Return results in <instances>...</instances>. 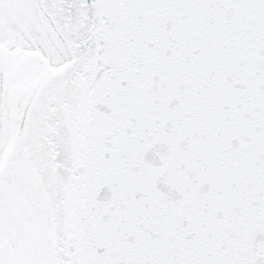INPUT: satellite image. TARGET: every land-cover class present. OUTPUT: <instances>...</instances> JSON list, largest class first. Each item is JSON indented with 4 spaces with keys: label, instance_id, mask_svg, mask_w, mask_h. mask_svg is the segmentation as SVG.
<instances>
[{
    "label": "snow or ice",
    "instance_id": "6c2138e0",
    "mask_svg": "<svg viewBox=\"0 0 264 264\" xmlns=\"http://www.w3.org/2000/svg\"><path fill=\"white\" fill-rule=\"evenodd\" d=\"M0 264H264V0H0Z\"/></svg>",
    "mask_w": 264,
    "mask_h": 264
}]
</instances>
